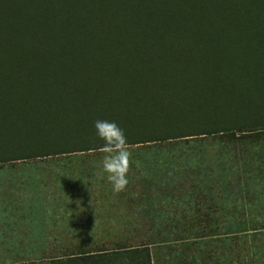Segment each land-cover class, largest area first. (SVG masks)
Wrapping results in <instances>:
<instances>
[{
	"label": "rangeland",
	"instance_id": "rangeland-1",
	"mask_svg": "<svg viewBox=\"0 0 264 264\" xmlns=\"http://www.w3.org/2000/svg\"><path fill=\"white\" fill-rule=\"evenodd\" d=\"M213 4L223 19L237 7L239 23L201 24L190 0H91L95 14L104 11L80 24L94 34L72 44L81 62L103 60V49L124 58L136 34L154 57L182 38L196 53L170 56L168 92L147 121L144 107L125 102L114 110L102 103L84 120L88 128L115 122L135 141L124 191L101 178L100 150L0 165V264L143 246L153 264H264V0ZM125 114L146 131L171 119L174 131L143 141L136 129L128 135Z\"/></svg>",
	"mask_w": 264,
	"mask_h": 264
},
{
	"label": "trees",
	"instance_id": "trees-1",
	"mask_svg": "<svg viewBox=\"0 0 264 264\" xmlns=\"http://www.w3.org/2000/svg\"><path fill=\"white\" fill-rule=\"evenodd\" d=\"M73 2L78 3L75 10L70 8ZM189 7L199 12L198 22L206 26L239 23L237 7L233 19H223L213 0L205 3L190 0ZM98 11L100 14H95L91 0H0V165L62 159L63 155L67 160L71 154L99 151L105 141L92 136L97 133L95 126L84 125L87 116L98 111L102 103L114 110L125 102V107H144L145 116L140 117L147 121L156 108V98L168 92L165 88L170 85L173 71L170 56L193 58L196 53L189 49L186 38H182L177 43L173 39L168 41L154 57L140 44V34H136L124 58H115L112 53L110 56L103 49L96 52L103 60L95 57L81 62L74 55L72 44L79 42L82 46L85 39L91 40L92 31L81 29L80 24H93V15L101 16L104 8ZM74 26L77 27L72 29ZM168 31L171 38L177 34L172 29ZM112 46L113 42L111 51ZM153 50H156L154 46ZM112 70L118 77L109 73ZM113 78L119 81H112ZM113 84L120 87L117 94L113 93ZM125 115L128 135L139 134L143 141H166L169 140L166 136L174 131L171 119L163 124L156 121V129L146 131L140 129L143 126L136 127L133 114ZM133 129L136 134L132 133ZM71 136L78 137L72 140ZM127 141L128 146L134 145L132 138ZM79 158L75 155L76 160ZM43 262L153 264V254L148 246L119 247L81 251L71 256L54 254Z\"/></svg>",
	"mask_w": 264,
	"mask_h": 264
},
{
	"label": "clouds",
	"instance_id": "clouds-1",
	"mask_svg": "<svg viewBox=\"0 0 264 264\" xmlns=\"http://www.w3.org/2000/svg\"><path fill=\"white\" fill-rule=\"evenodd\" d=\"M95 128L97 135L105 141L100 148V151L104 153L101 178L107 179L113 192L120 193L129 183L127 176L132 162L127 137L123 129L115 122L97 120ZM77 203L80 202L77 201Z\"/></svg>",
	"mask_w": 264,
	"mask_h": 264
}]
</instances>
